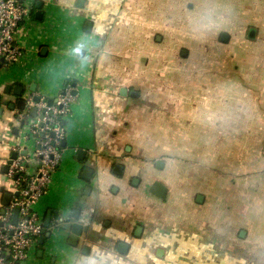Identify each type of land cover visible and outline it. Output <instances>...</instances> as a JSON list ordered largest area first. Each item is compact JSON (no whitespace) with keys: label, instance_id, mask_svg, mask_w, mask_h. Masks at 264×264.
I'll use <instances>...</instances> for the list:
<instances>
[{"label":"crops","instance_id":"crops-1","mask_svg":"<svg viewBox=\"0 0 264 264\" xmlns=\"http://www.w3.org/2000/svg\"><path fill=\"white\" fill-rule=\"evenodd\" d=\"M22 1L33 3V13L15 40L28 52L0 68V169L12 152L28 160L35 147L23 139L18 101L54 100L67 82L76 86L61 163L33 209L42 222L48 211L57 222L79 208L70 222L82 226L74 246L54 229L26 264H264V0H198L210 1L207 10L228 37L213 52L220 77L204 93L203 78L127 48L130 24L119 22L129 10L139 24L158 26L155 10L189 0ZM172 85H179L174 94ZM222 165L236 173L224 175ZM155 183L164 199L151 192ZM6 194L15 195L16 185L0 172V215Z\"/></svg>","mask_w":264,"mask_h":264},{"label":"built area","instance_id":"built-area-1","mask_svg":"<svg viewBox=\"0 0 264 264\" xmlns=\"http://www.w3.org/2000/svg\"><path fill=\"white\" fill-rule=\"evenodd\" d=\"M32 13L31 2L0 0V68L16 65L25 58L28 51L16 44L15 37L19 29L28 24ZM76 90V86L67 82L50 106L48 99L41 95L23 98L25 110L17 115L27 123L23 139L33 138L35 147L28 160L17 159L9 166L7 176L16 177L17 196L0 215V264H26L44 233L42 219L33 207L47 193L51 176L61 163L64 122L71 116ZM35 98L39 101L35 102ZM33 107L37 114L35 119H30L28 110ZM31 162L34 164L32 171ZM15 209L19 212L16 225H13Z\"/></svg>","mask_w":264,"mask_h":264},{"label":"rangeland","instance_id":"rangeland-1","mask_svg":"<svg viewBox=\"0 0 264 264\" xmlns=\"http://www.w3.org/2000/svg\"><path fill=\"white\" fill-rule=\"evenodd\" d=\"M177 3L180 4L179 2ZM208 4H210V1L203 5L198 0H189L185 4L182 2L181 9H174L171 12L155 10L152 13L154 15L153 19L159 24L158 26L152 25V27L146 26L148 25L146 22L139 24L141 21L136 17L133 18L131 11L124 12V18L119 20V22L124 20L130 24L129 27L126 26L124 34L126 35V39H129V35L133 39L132 44L126 43V45H131L127 48L136 49V51L140 48L141 52L151 53L155 56L154 64L161 61L163 65L165 63L169 64L168 66H171L175 72L188 73V76L192 79L197 78L199 81L200 78H203V90L201 93L206 92L209 87L208 82H213L211 79H218L220 77L218 71L215 70V67H218V63L213 58V52L218 50L221 44H224L221 41V34L225 35V33L220 32L225 27L215 26L217 19L213 16L212 11L207 10ZM137 11L145 14L142 10ZM138 14L136 15L138 16ZM118 29L114 31L118 33ZM149 35H152L150 40L142 42V39L147 38ZM184 52H186V56H183ZM164 83L167 84L168 82ZM168 90L174 94L179 90V85H172ZM174 141L177 148H179L180 140L175 139ZM244 154H239V157L243 159L254 158V156H246ZM179 156L180 154L177 155V157ZM222 157L225 161H222L221 164H228L227 157ZM224 165H222L224 175L236 173L228 169V165H226L227 168L223 167Z\"/></svg>","mask_w":264,"mask_h":264},{"label":"water","instance_id":"water-1","mask_svg":"<svg viewBox=\"0 0 264 264\" xmlns=\"http://www.w3.org/2000/svg\"><path fill=\"white\" fill-rule=\"evenodd\" d=\"M83 0H78L79 3H81ZM36 8L37 10L41 9V4L40 2L36 3ZM36 19L38 20H42V14L40 12H37L35 14ZM91 28V24L88 23L86 24L85 27V31L89 32ZM228 40V37L226 35H222L221 36V41L226 43ZM46 51L43 50V53ZM183 56H186V52L183 53ZM9 89L7 87L6 89V94H9ZM124 93V92H123ZM14 96L17 97H21L22 96V89L21 88H17V90H14L13 92ZM35 102H38L39 99L35 98L34 99ZM48 106H50L53 103V100H48ZM3 106L9 107L10 110H14L15 106L14 105H10L8 102H3ZM20 112L25 110V102L21 99L18 101L17 103V107H16ZM0 111H2V109H0ZM45 110L42 111V114L44 113ZM28 114L32 119L36 118V114H37V109L35 107L30 108L28 110ZM42 117V116H41ZM18 118V116H17ZM26 121H21V129L24 127ZM61 148H65V144L63 143ZM23 156H27V152L26 150L23 151ZM18 153L16 152H12L10 157L8 158V160H6L5 164L2 166V168L0 169L1 175L4 178L6 175H8V170H9V166L13 163V161H16L18 158ZM85 175H87L88 177H86ZM16 177L13 178V180H15ZM83 179L87 182H89L91 180V172L89 170H85L83 172ZM151 192L153 194H155L158 198L160 199H164L165 198V193H166V189L164 188V186H162L159 183H155L152 186ZM90 194V188L86 187L85 191L83 193L82 198L80 199L79 203L83 204L87 198V196H89ZM13 196H17V194L12 195V194H6L4 196L3 202H2V206L3 208H6L7 206H9L10 202L12 201ZM202 200V197L199 196L198 197V201ZM18 209H15L13 212V217H12V223L13 225H16L17 222V218H18ZM78 212H79V208H75L73 210V214L68 217V218H59L57 220V222H51V211H48L45 218H44V222H43V228H44V233L41 236V238L39 239V246L43 247L45 242L50 240L53 237V230L55 229L59 235L61 233H65L67 232L70 236H69V244H71L72 246L76 245L78 242V238L80 237L81 233H82V226L79 224H71V219H77L78 218ZM4 214V209H2L1 211V215ZM64 225L67 226V228H62ZM122 247H126L125 245L122 244ZM119 252L123 253L122 250H119ZM43 256V251L39 252V259H42Z\"/></svg>","mask_w":264,"mask_h":264}]
</instances>
